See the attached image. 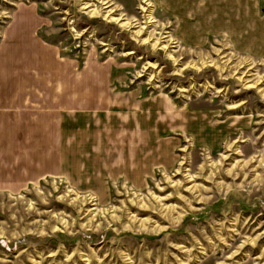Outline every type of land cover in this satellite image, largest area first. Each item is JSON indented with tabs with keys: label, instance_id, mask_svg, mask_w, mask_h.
Listing matches in <instances>:
<instances>
[{
	"label": "rangeland",
	"instance_id": "rangeland-1",
	"mask_svg": "<svg viewBox=\"0 0 264 264\" xmlns=\"http://www.w3.org/2000/svg\"><path fill=\"white\" fill-rule=\"evenodd\" d=\"M183 3L0 0V35L28 8L95 100L30 182L0 178V264H264V0ZM118 130L140 145L114 149Z\"/></svg>",
	"mask_w": 264,
	"mask_h": 264
},
{
	"label": "crops",
	"instance_id": "crops-1",
	"mask_svg": "<svg viewBox=\"0 0 264 264\" xmlns=\"http://www.w3.org/2000/svg\"><path fill=\"white\" fill-rule=\"evenodd\" d=\"M193 1L184 0L180 5L181 18L183 16L193 18L195 12L190 9ZM19 8L22 7L17 6L13 15L3 25L0 35V178L10 182L7 183L10 186L15 183H20L22 186L38 175L37 172L44 168V154L39 155L38 162L35 163L33 153L59 151L60 146L57 144L56 136L59 133L66 136L72 132H80L83 126L82 110L95 107L91 104L95 100L82 98L84 87L90 86L89 93L93 90L91 87L93 84H88V79H82V73H85L88 65L81 69L64 68L65 64L59 59L55 50L34 46V39L38 38L33 34L29 35L33 29L31 22L29 23L32 16L28 14L27 8L26 19L16 20L14 14ZM21 55L25 56V61H21L23 59L20 58ZM42 65L47 68L51 66L50 71L54 69L55 73L60 72L64 75H66L65 70H69V91L64 90V86L61 85L60 91H65L64 94L57 95L59 92L53 90L56 94L51 97L46 84L34 77L36 73L42 72L44 69ZM59 82L62 81L55 83L58 85ZM35 84L39 88L38 93L35 92ZM63 84L67 85L65 82ZM121 107H117L116 110ZM65 115L68 117L61 121L62 116ZM73 127L75 129H66ZM125 136L128 139H124ZM93 140L97 143L96 138ZM70 141L62 143L64 156L72 151L70 145H66ZM108 142L115 144L114 149L122 146L124 149L125 145H140L139 134L135 130L130 135L118 130L116 137H110ZM122 158V155L118 156L116 162H121L118 168L121 172H125Z\"/></svg>",
	"mask_w": 264,
	"mask_h": 264
}]
</instances>
